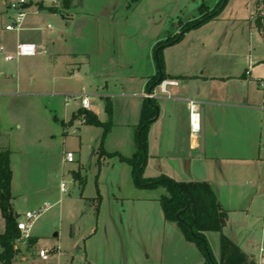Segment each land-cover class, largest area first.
Wrapping results in <instances>:
<instances>
[{"label":"rangeland","instance_id":"1","mask_svg":"<svg viewBox=\"0 0 264 264\" xmlns=\"http://www.w3.org/2000/svg\"><path fill=\"white\" fill-rule=\"evenodd\" d=\"M58 1L56 6L33 5L23 31L7 32L15 13L0 0V49L15 52L9 51L8 43L40 47L37 56L15 62L6 61L0 52V151L11 152L13 209L18 222L29 212H42L32 230L35 244L24 245L16 263L205 264L180 227L165 220L160 200L168 196L166 188L138 187L127 163L119 156L101 158L100 153L103 147L108 154L131 158L139 151L137 125L146 90L140 75L156 72L153 52L159 44L200 20L202 4L214 9L220 0H182L178 8V0H71L69 10ZM255 4L256 0H230L221 20L193 29L198 32L168 53L186 51L193 54L188 61L192 67L203 62L233 68L235 74L247 66L244 54H252L261 65L258 72L264 74V38L255 32L250 36ZM158 39L164 41L154 45ZM174 63L183 61L174 58ZM102 87L114 95L110 102L98 95ZM80 94L89 95L102 122H112L103 145V128L80 126L84 115L73 119L82 111L81 101L74 97ZM67 152L75 153L74 164L63 162ZM147 162L145 179L177 167L183 174L179 163L156 162L152 149ZM235 165L238 175L229 173L226 178L230 183L238 177L234 190L242 195L229 199L237 212L223 234L256 254L264 243V163ZM62 183L66 192L61 191ZM245 221L250 222L248 228ZM5 230L0 212V234ZM206 237L219 261L221 235L209 232ZM40 249L52 254L42 260Z\"/></svg>","mask_w":264,"mask_h":264},{"label":"crops","instance_id":"2","mask_svg":"<svg viewBox=\"0 0 264 264\" xmlns=\"http://www.w3.org/2000/svg\"><path fill=\"white\" fill-rule=\"evenodd\" d=\"M2 4L6 7L9 6L7 0H2ZM209 8L213 9V7ZM218 20H221L220 16L204 24L199 30ZM196 32L198 30L185 33L181 42L165 48L163 57L165 74L170 77L169 81H176L179 85L168 87L170 97L159 89L157 90L158 96L154 100L159 106V117L151 125L148 149L149 151L152 149V157L158 163L181 164L183 174H179L177 167L172 170L173 172L162 175L177 182L200 181L210 183L222 208L228 212L227 227L230 216L237 212L229 206V199L239 198L242 195L241 191L234 190L238 186V177L233 178L232 182L228 183L227 174L238 175L237 169H234L233 172L237 163H242L245 166H249L250 163H264V110L261 108L264 93L257 85V79L264 77V74L258 72L261 65L255 64L252 54L249 57L244 54L247 66H245L244 72L235 74L234 71L237 70L233 68L224 69L213 65L207 66V63L203 62L192 67V65H188V61L193 54L186 51L176 52L175 56L173 53H168L181 46L186 38ZM250 40L252 41L251 38ZM160 41L164 40L158 39L154 45ZM16 45L8 43L9 51L16 50ZM217 50L218 53H221V48H217ZM218 53L216 52L215 55ZM153 55L155 56L154 52ZM237 55L239 56V53ZM230 56L232 54H229ZM174 58L180 62L183 61V64H175ZM251 60L254 62V67L251 75L248 76L246 73ZM157 66L156 72L150 75H140L146 89L141 96L144 101V95L149 93V80L160 72ZM74 72L75 69L73 68L69 74ZM130 77L134 78L135 76L131 75ZM105 91V88L102 87L97 93L107 102H110L114 95H109ZM17 96L23 97L22 95ZM187 99L198 100L202 103L203 146L200 140L201 134L197 137L191 133ZM91 112L100 119V114L95 111L93 106ZM63 162L67 163L65 158H63ZM222 199L226 202L224 203ZM244 226L248 228L250 222L245 221ZM234 241L243 252L254 259V253L248 252L243 245H240L236 240Z\"/></svg>","mask_w":264,"mask_h":264},{"label":"trees","instance_id":"3","mask_svg":"<svg viewBox=\"0 0 264 264\" xmlns=\"http://www.w3.org/2000/svg\"><path fill=\"white\" fill-rule=\"evenodd\" d=\"M230 0H220L217 6L210 10L206 5L199 8L202 18L194 21L182 29V32H189L199 28L204 24L216 19L226 8ZM65 10L71 8V0H63ZM183 35L178 34L174 38H169L158 45L155 51L159 74L151 78L148 82L149 92H153L164 81L168 80L164 69L163 50L181 42ZM158 103L154 99H145L141 112V119L138 125L139 135L137 138L139 151L131 158H126L119 153L108 154L101 147L100 157L119 156L121 161L127 163L132 169L134 181L138 187L145 188H166L168 196L161 198V205L164 211L165 220L170 223H176L186 241L194 243L205 258V264H256V261L247 255L239 245L231 238L223 234L228 221V212L224 210L219 203L213 186L208 182L191 181L177 182L163 175L156 179H145L143 177L147 166L146 158L148 154V136L152 120L157 115ZM109 110H111L108 104ZM85 116L86 124L101 127L104 129L102 145L104 139L112 129V122L104 123L99 117L91 111H80L74 115V120H79ZM1 137V134H0ZM76 180L84 182L80 175H76ZM13 171L11 167V152L9 150L0 151V212L6 222V230L0 234V246L3 251L0 254L2 264H17L16 259L21 254L22 247L32 248L35 241L31 238L28 242L19 243L21 237L18 230V219L13 209L12 195ZM99 210V208H98ZM180 218L178 219V215ZM209 232L219 233L220 240V260L218 261L212 252L208 243L206 234Z\"/></svg>","mask_w":264,"mask_h":264},{"label":"built area","instance_id":"4","mask_svg":"<svg viewBox=\"0 0 264 264\" xmlns=\"http://www.w3.org/2000/svg\"><path fill=\"white\" fill-rule=\"evenodd\" d=\"M49 2L50 6L58 5V0H15L9 3V9L13 10L15 15L11 18V23L5 27V30L8 32H21L25 27V22L29 16V10L33 5L37 3ZM37 11H39L37 9ZM250 23H251V34L256 33L257 36L264 38V0H256V4L254 5L251 15H250ZM50 28V26H49ZM0 52L5 55V60L8 62L19 61L23 57H35L39 53V47L34 43H20L17 45L15 52L13 53H5V49L1 48ZM254 67V62L251 60L249 64V68L247 71V75H251L252 69ZM178 82L176 81H164L157 89L153 92L146 93L144 95L145 99H155L157 98V90L159 89L162 93L169 95L168 87L170 86H178ZM257 85L259 89L264 93V77L257 79ZM75 99L81 101V106L84 111H91L92 104L87 94H80L78 96H74ZM170 97V95H169ZM69 100L66 99V104H68ZM187 106L189 112V121H190V130L192 135L199 137L202 131V103L198 100L187 99ZM261 108L264 110V99ZM86 118H82L79 122V125H85ZM76 161V155L74 152H67L65 156V162L74 163ZM61 191L66 192L67 187L65 183L61 184ZM48 207H44V211L48 210ZM40 212H29L25 215L24 221L18 222V230L20 231L21 237L19 239V243L28 242L32 238V230L36 223V221L41 216ZM52 251L49 249H40L38 252V257L42 260H46L49 258ZM254 260L256 264H264V243L258 248L257 253L254 256Z\"/></svg>","mask_w":264,"mask_h":264},{"label":"water","instance_id":"5","mask_svg":"<svg viewBox=\"0 0 264 264\" xmlns=\"http://www.w3.org/2000/svg\"><path fill=\"white\" fill-rule=\"evenodd\" d=\"M181 2H182V0H178V1H177V7H176V8L179 7V5H180ZM184 34H185V32L182 33V35H184ZM156 109H157V115H156V117L151 121L152 123L155 122V121H157V119H158V117H159V106H156ZM202 118H203V116H202ZM202 121H203V119H202ZM200 140H201V145L203 146V145H204L203 124H202V131H201V137H200ZM146 162H147V158H146ZM177 217H178V219H179V218H180V214H179ZM16 218L19 219L20 216L16 214Z\"/></svg>","mask_w":264,"mask_h":264}]
</instances>
